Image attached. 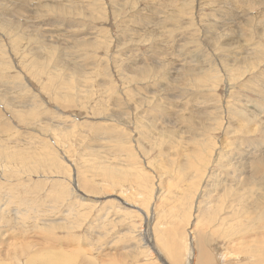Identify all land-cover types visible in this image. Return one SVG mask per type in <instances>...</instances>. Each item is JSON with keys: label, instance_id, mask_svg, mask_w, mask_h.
<instances>
[{"label": "rangeland", "instance_id": "rangeland-1", "mask_svg": "<svg viewBox=\"0 0 264 264\" xmlns=\"http://www.w3.org/2000/svg\"><path fill=\"white\" fill-rule=\"evenodd\" d=\"M0 96V264H264V0H0Z\"/></svg>", "mask_w": 264, "mask_h": 264}, {"label": "bare ground", "instance_id": "bare-ground-1", "mask_svg": "<svg viewBox=\"0 0 264 264\" xmlns=\"http://www.w3.org/2000/svg\"><path fill=\"white\" fill-rule=\"evenodd\" d=\"M174 4V3H173ZM178 4V3H177ZM182 4V3H181ZM181 7V6H180ZM174 10V9H173ZM65 12V11H64ZM66 13V12H65ZM171 14V13H170ZM186 15V14H185ZM172 16V15H171ZM177 16V15H176ZM170 18V17H169ZM162 19V18H161ZM165 19H166V17H165ZM165 19H164V21H165ZM162 22V21H161ZM51 23V22H50ZM54 23V22H53ZM10 24H12V23H8V22H5L4 23V25L5 26H8V25H10ZM14 25V24H13ZM53 26H54V24H53ZM56 26V25H55ZM161 26V25H160ZM165 26H168V25H165ZM164 26V27H165ZM170 26V25H169ZM168 26V27H169ZM173 26V25H172ZM50 27V26H49ZM169 28H171V27H169ZM168 29V28H167ZM163 30V29H162ZM58 31V30H57ZM61 31V30H60ZM243 31V30H242ZM62 32V31H61ZM162 32V31H161ZM171 32V31H170ZM51 33H53V32H51ZM60 33V32H59ZM167 33V32H166ZM43 34V33H42ZM47 35V34H46ZM166 35V34H165ZM44 36H45V34H44ZM55 36V35H54ZM43 38V37H42ZM62 39V38H61ZM52 41V40H51ZM57 41V40H56ZM53 42V41H52ZM55 43V42H54ZM53 43V44H54ZM88 43V42H87ZM126 43V42H125ZM124 43V44H125ZM53 44H52V48L54 47L53 46ZM73 44V43H72ZM75 44V43H74ZM74 44L73 45H71V47L73 48V49H77L75 46H74ZM83 44V43H82ZM89 44V43H88ZM45 45H46V43H45ZM80 46H82L81 44H79ZM89 45H91V44H89ZM46 47H48V49H50V46H46ZM89 47H91V46H89ZM68 49V48H67ZM48 52H50V51H48ZM45 53V50H44V52H43V54ZM252 62V61H251ZM215 66V65H214ZM194 67V66H193ZM239 69V68H238ZM202 70V69H201ZM237 70V69H236ZM142 75H143V73H142ZM70 77H72V75L70 76ZM235 80V79H234ZM256 86V85H255ZM231 89V88H230ZM227 90V89H226ZM1 97V96H0ZM10 106V105H9ZM206 106V105H205ZM259 107V106H258ZM196 109H198V108H196ZM204 110V109H203ZM237 110V109H236ZM240 111V110H239ZM240 113V112H239ZM208 114V113H207ZM210 114H212V113H210ZM138 117V116H137ZM201 117H203V116H201ZM141 121V120H140ZM144 132V131H143ZM145 133H146V131H145ZM118 134V133H117ZM121 135V134H120ZM117 136H119V135H117ZM110 137V136H109ZM107 138V137H106ZM224 142V141H223ZM122 143V142H121ZM191 145V144H190ZM120 151V150H119ZM121 152V151H120ZM124 152V151H123ZM120 154V153H119ZM126 154V153H125ZM128 154V153H127ZM122 155V154H121ZM223 155V154H222ZM117 159V158H116ZM255 159V158H254ZM108 160V159H107ZM234 162V161H233ZM184 163V162H183ZM254 173L256 174V175H258V173H259V175H261V178L264 180V158H261V159H259V160H257V162H256V164H255V166H254ZM255 175V176H256ZM180 181V180H179ZM219 183V182H218ZM263 188V187H262ZM249 189V188H248ZM118 196V195H117ZM215 197V196H214ZM180 203V202H179ZM196 204V203H195ZM257 206V205H256ZM180 207V206H179ZM171 211V210H170ZM254 219V218H253ZM252 219H250L249 221H251ZM191 221H193V220H191ZM196 221V220H195ZM200 221V220H199ZM221 222V221H220ZM252 222V221H251ZM250 222V223H251ZM255 222V221H254ZM183 223V222H182ZM245 223V222H244ZM246 224V223H245ZM254 224V223H253ZM251 225V224H250ZM196 226V225H195ZM194 226V227H195ZM228 226V225H227ZM142 227H144V226H142ZM243 227V226H242ZM253 227V226H252ZM229 229V228H228ZM203 230V229H202ZM215 230V229H214ZM224 230V229H223ZM205 231V230H204ZM230 231V230H229ZM247 231V230H246ZM249 231V230H248ZM224 233V232H223ZM213 234V233H212ZM170 235V234H169ZM172 236V235H171ZM241 236V235H240ZM206 240L207 239H205L203 242H201V243H203V247L201 248V247H199L198 249H199V257H198V264H209V263H211L210 262V256H209V253H208V251H207V249H206V247H205V242H206ZM245 240V239H244ZM205 244V245H204ZM254 248V247H253ZM48 251H49V249H48ZM60 251V250H59ZM191 252V251H190ZM60 254H61V252H59ZM189 253V252H188ZM198 253V252H197ZM249 253V252H248ZM59 254V255H60ZM65 254V253H64ZM191 254V253H190ZM235 254H237V253H235ZM62 255V254H61ZM65 255H67V254H65ZM70 255V254H69ZM245 255H247V254H245ZM249 255V254H248ZM64 256V255H63ZM59 257V256H58ZM61 257V256H60ZM70 257H71V255H70ZM73 257V256H72ZM191 257V256H190ZM221 257V256H220ZM228 257V256H227ZM63 258H65V257H63ZM62 258V259H63ZM57 259H60V258H57ZM68 259V258H67ZM66 258L62 261V262H59L58 264H67V262H68V260H67ZM71 259V258H70ZM228 259V258H227ZM61 261V260H60ZM189 261H190V259H189ZM228 261V260H227ZM226 262V261H225ZM188 263H190V262H188ZM70 264H72L71 262H70Z\"/></svg>", "mask_w": 264, "mask_h": 264}]
</instances>
